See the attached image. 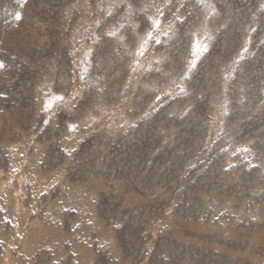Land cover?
I'll return each mask as SVG.
<instances>
[{
	"label": "rangeland",
	"instance_id": "rangeland-1",
	"mask_svg": "<svg viewBox=\"0 0 264 264\" xmlns=\"http://www.w3.org/2000/svg\"><path fill=\"white\" fill-rule=\"evenodd\" d=\"M0 65V264H264V0H0Z\"/></svg>",
	"mask_w": 264,
	"mask_h": 264
},
{
	"label": "snow or ice",
	"instance_id": "snow-or-ice-1",
	"mask_svg": "<svg viewBox=\"0 0 264 264\" xmlns=\"http://www.w3.org/2000/svg\"><path fill=\"white\" fill-rule=\"evenodd\" d=\"M15 18H16L17 20H20V19H22V16H21L19 13H17ZM154 23H155L157 26L159 25V21H155ZM109 35H112V33H110ZM155 42H156V43H159L160 41L157 39ZM206 50H207L206 46H204V47L202 48V47L200 46L199 42L197 41L196 44L194 45V52H193V55L198 56V55L201 54L202 51H206ZM140 54L143 55V52H141ZM2 66H3V65H0V67H2ZM57 99H58V100H62L63 97H57ZM45 107L48 108V109H50V108L52 107V104H51V103H48V104H46ZM45 123L47 124L48 121H45ZM75 130H76V126H75V125H70V126H69V131H75ZM243 151H248V149L245 148V149H243Z\"/></svg>",
	"mask_w": 264,
	"mask_h": 264
},
{
	"label": "bare ground",
	"instance_id": "bare-ground-1",
	"mask_svg": "<svg viewBox=\"0 0 264 264\" xmlns=\"http://www.w3.org/2000/svg\"><path fill=\"white\" fill-rule=\"evenodd\" d=\"M1 135V134H0Z\"/></svg>",
	"mask_w": 264,
	"mask_h": 264
}]
</instances>
